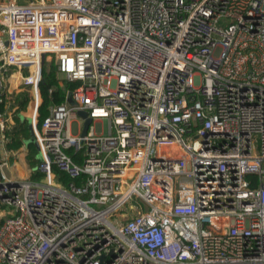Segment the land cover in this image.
Listing matches in <instances>:
<instances>
[{
    "label": "built area",
    "instance_id": "built-area-1",
    "mask_svg": "<svg viewBox=\"0 0 264 264\" xmlns=\"http://www.w3.org/2000/svg\"><path fill=\"white\" fill-rule=\"evenodd\" d=\"M42 54L78 84L45 114ZM12 67L39 181L7 173ZM0 107V264H264V0L0 4Z\"/></svg>",
    "mask_w": 264,
    "mask_h": 264
},
{
    "label": "crops",
    "instance_id": "crops-1",
    "mask_svg": "<svg viewBox=\"0 0 264 264\" xmlns=\"http://www.w3.org/2000/svg\"><path fill=\"white\" fill-rule=\"evenodd\" d=\"M9 1H12V0H0V4L7 3ZM19 1H22V0H19ZM44 63H48L46 57H45ZM28 74H29V70L27 67L23 68L21 70L17 69L16 67H12L10 69L9 75H8V80H7V88H8V92L11 95H9V98H10V103L8 105L9 107H6V108L14 111V112H12V115H11L10 124L8 126L7 133L12 130V128L15 126L16 121L19 120L21 123L22 122L26 123L28 133H29V138H30L31 134H32L31 130H30V122H31V116L32 115L30 117H27L25 114L27 111L29 112L30 108L34 109V103L32 105H30V103H32L31 101L33 100L32 96L35 99V95L33 94L32 89H30L29 87H23L20 84L21 78L28 75ZM56 78L58 79L60 86H63V83L60 82V78H59V75L57 73H56ZM24 92H27V95L29 98V102L26 106L25 111L22 110L20 103L18 102V100L21 98V96L24 94ZM39 94H40V91H39ZM28 139L23 140L22 146L17 150L9 149L8 144H6V146H5V148H6L5 151L7 152V162H8L7 173L9 174L10 178L30 180L32 177V174H33L32 169L37 164V159H36L37 147H36L35 143H29V144L34 145L35 150H36L35 155H34V159H35L36 163H35V166L33 168H30L29 164H28V148H27L29 144H26ZM1 155L2 154L0 152V156ZM19 165H20V167H19ZM18 168L20 169V171L17 170ZM56 179L58 182H60L59 177L57 175H56Z\"/></svg>",
    "mask_w": 264,
    "mask_h": 264
},
{
    "label": "trees",
    "instance_id": "trees-1",
    "mask_svg": "<svg viewBox=\"0 0 264 264\" xmlns=\"http://www.w3.org/2000/svg\"><path fill=\"white\" fill-rule=\"evenodd\" d=\"M41 77H42V83L40 82L39 84V91H40V96L44 101V105L41 109V114H45V108L50 103H53L55 105L62 104L65 101V90L72 91L76 87H78L77 83H66L63 86H60L58 79L56 78V68L53 63L43 64V66L41 67ZM49 89H52V93L50 96L48 95ZM18 102L20 103L22 110L25 111L26 106L29 102L27 92H24V94L21 96ZM0 109H2V107H0ZM28 138H29V133L26 123L25 122L21 123L19 120H17L12 130L7 133L8 148L12 150L19 149L23 144L22 143L23 140H27ZM27 148H28V164L30 168H33L36 163L34 159L36 150L34 145L32 144H29ZM71 156L74 161H77V159L73 157V154H71ZM54 172L55 175L59 177V181L63 185H67L71 181L66 175L60 173L58 170L55 169ZM41 178L42 176L39 173L34 172L30 180L39 181Z\"/></svg>",
    "mask_w": 264,
    "mask_h": 264
},
{
    "label": "water",
    "instance_id": "water-1",
    "mask_svg": "<svg viewBox=\"0 0 264 264\" xmlns=\"http://www.w3.org/2000/svg\"><path fill=\"white\" fill-rule=\"evenodd\" d=\"M45 62V55L42 54L40 56V64L41 66H43ZM42 83V79L40 81ZM66 101L67 103L70 105V106H74V101L72 99V92H69L68 95H67V98H66ZM77 115L83 119H85V122H84V125H83V130H82V133H81V137H84L87 133V130H88V127L91 123V119L90 118H87L86 114L84 112H77ZM29 143H35V139H34V136L33 134H31V137L28 139V141L26 142V144H29Z\"/></svg>",
    "mask_w": 264,
    "mask_h": 264
},
{
    "label": "rangeland",
    "instance_id": "rangeland-1",
    "mask_svg": "<svg viewBox=\"0 0 264 264\" xmlns=\"http://www.w3.org/2000/svg\"><path fill=\"white\" fill-rule=\"evenodd\" d=\"M60 81H61V80H60ZM32 99H33V100L31 101L32 103H30V105H32L33 103L35 104V99H34L33 96H32ZM40 99H42V97H41L40 94H39V100H40ZM32 111H33V109L30 108L29 112L27 111L25 115H26L27 117H30V116L32 115ZM19 171H20V169H19ZM20 173H21V172H20Z\"/></svg>",
    "mask_w": 264,
    "mask_h": 264
},
{
    "label": "bare ground",
    "instance_id": "bare-ground-1",
    "mask_svg": "<svg viewBox=\"0 0 264 264\" xmlns=\"http://www.w3.org/2000/svg\"><path fill=\"white\" fill-rule=\"evenodd\" d=\"M21 161V160H20ZM22 162V161H21ZM23 166V165H22ZM19 167H20V165H19ZM24 167V166H23ZM17 170H19V168L17 169Z\"/></svg>",
    "mask_w": 264,
    "mask_h": 264
}]
</instances>
